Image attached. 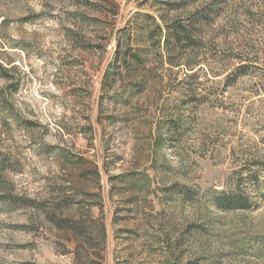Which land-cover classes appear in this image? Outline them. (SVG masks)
<instances>
[{
    "label": "rangeland",
    "instance_id": "1",
    "mask_svg": "<svg viewBox=\"0 0 264 264\" xmlns=\"http://www.w3.org/2000/svg\"><path fill=\"white\" fill-rule=\"evenodd\" d=\"M0 264H264V0H0Z\"/></svg>",
    "mask_w": 264,
    "mask_h": 264
},
{
    "label": "trees",
    "instance_id": "2",
    "mask_svg": "<svg viewBox=\"0 0 264 264\" xmlns=\"http://www.w3.org/2000/svg\"><path fill=\"white\" fill-rule=\"evenodd\" d=\"M157 29H158L157 31L160 32V29L159 28H157ZM180 30H181V28H180ZM178 33H181V32L178 31ZM123 34H124V31L122 32V34L120 33L119 37H117V39H116L117 47H118L119 50L121 49V44H122V41L121 40L123 38L122 37ZM119 50L117 51V54L119 53ZM128 52H125L124 53L125 59L123 60V62H124L123 64H126V57H128L130 55ZM131 57L135 61V63H134V61L132 60L133 63H134V65L138 64V62H137V60H138L137 54L136 55H133ZM240 201H241L240 199H233V200L229 201L228 204H226V205L230 207V206H233L235 203H241Z\"/></svg>",
    "mask_w": 264,
    "mask_h": 264
}]
</instances>
